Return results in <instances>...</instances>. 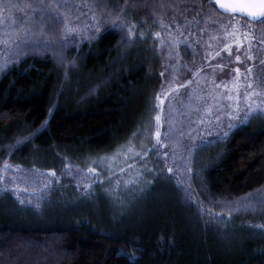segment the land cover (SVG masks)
<instances>
[{
    "label": "trees",
    "instance_id": "obj_1",
    "mask_svg": "<svg viewBox=\"0 0 264 264\" xmlns=\"http://www.w3.org/2000/svg\"><path fill=\"white\" fill-rule=\"evenodd\" d=\"M227 22L264 45V18L214 0H0V178L36 156L92 162L148 139L108 180L117 200L133 170L144 194L129 215L108 197L27 219L4 211L22 204L0 179V264H264V115L228 125L221 112L205 135L201 105L169 102L149 141L161 59L168 81L176 60L186 76L202 61L189 45Z\"/></svg>",
    "mask_w": 264,
    "mask_h": 264
},
{
    "label": "rangeland",
    "instance_id": "obj_2",
    "mask_svg": "<svg viewBox=\"0 0 264 264\" xmlns=\"http://www.w3.org/2000/svg\"><path fill=\"white\" fill-rule=\"evenodd\" d=\"M229 23L218 26L197 43L189 45L194 58L200 57L202 61L197 66L188 65L186 76L179 74L180 64L176 60L172 80L168 81L164 69L166 61L162 63L164 58L161 59L159 77L150 84L153 89H161L162 94L155 102L158 116L148 126L149 141L154 147L162 133L161 126L165 120L163 108L169 102L171 105H201L202 117L206 118L205 135H209L212 124L220 120L218 114L221 112L228 125L246 123L255 115H264V45L249 38L246 24L236 27L232 23L233 27H229ZM231 36L235 41L231 40ZM162 44L160 42V46ZM173 46L178 47L177 44ZM147 140V136L143 135L108 158L102 157L92 162L81 158L74 160L69 155L27 159L19 167L20 170H10L0 178L8 184L2 187L6 196L12 200L18 197L17 201L22 204L19 209L11 204L6 205L7 210L4 211H16L27 219L38 213L43 217L73 214L85 212L93 201L109 197L114 200L112 206L117 214H132L138 205L135 199L144 194L143 188L138 187L139 183L132 178L133 170L128 173L131 174L128 180L132 179V186L120 187L117 183L121 195L117 200L109 196L108 186L112 182L108 180L115 176L113 171H124L133 159L146 154ZM104 180L109 184L103 186ZM91 194L95 196L94 199Z\"/></svg>",
    "mask_w": 264,
    "mask_h": 264
},
{
    "label": "snow or ice",
    "instance_id": "obj_3",
    "mask_svg": "<svg viewBox=\"0 0 264 264\" xmlns=\"http://www.w3.org/2000/svg\"><path fill=\"white\" fill-rule=\"evenodd\" d=\"M218 4L222 8L229 9L232 11L240 10L242 12L247 13L248 16L256 18V17H264V0H256L254 3H246V4H238L233 5L229 3H224L223 0H216ZM157 36H159V33H157ZM225 47H228V45H225ZM237 60L240 59L239 56L236 58ZM239 71V69H237ZM157 120H159V117H156ZM157 136H159V133H156ZM95 171V169H93ZM172 169H169V172H171Z\"/></svg>",
    "mask_w": 264,
    "mask_h": 264
},
{
    "label": "water",
    "instance_id": "obj_4",
    "mask_svg": "<svg viewBox=\"0 0 264 264\" xmlns=\"http://www.w3.org/2000/svg\"><path fill=\"white\" fill-rule=\"evenodd\" d=\"M214 2L216 4L217 9L221 13L226 14V15L240 16V17H243V18L249 20L250 22H254V23L255 22H258L259 20H261L262 18H264V17H256V18H253V17L248 16L247 13L242 12L240 10L232 11V10H229V9L222 8L220 6V4H218L216 2V0H214ZM223 2L224 3L233 4V5H238V4L254 3V2H256V0H223Z\"/></svg>",
    "mask_w": 264,
    "mask_h": 264
}]
</instances>
